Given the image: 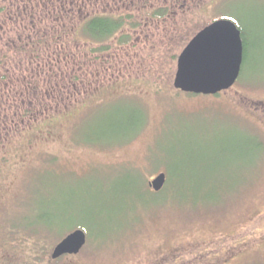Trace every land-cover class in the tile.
<instances>
[{
    "label": "rangeland",
    "instance_id": "1",
    "mask_svg": "<svg viewBox=\"0 0 264 264\" xmlns=\"http://www.w3.org/2000/svg\"><path fill=\"white\" fill-rule=\"evenodd\" d=\"M122 1L66 15L64 2L0 0V264H264V0H166L163 19ZM80 8L141 27L95 55ZM219 18L248 40L239 79L216 95L176 90L178 56ZM250 136L261 148L246 156ZM77 228L80 253L53 259Z\"/></svg>",
    "mask_w": 264,
    "mask_h": 264
},
{
    "label": "water",
    "instance_id": "2",
    "mask_svg": "<svg viewBox=\"0 0 264 264\" xmlns=\"http://www.w3.org/2000/svg\"><path fill=\"white\" fill-rule=\"evenodd\" d=\"M244 58L242 32L231 19H217L200 30L185 46L177 60L174 87L186 93L215 95L232 87L240 76ZM166 174L151 182L160 190ZM87 234L82 229L68 233L54 247L52 258L77 254Z\"/></svg>",
    "mask_w": 264,
    "mask_h": 264
},
{
    "label": "trees",
    "instance_id": "3",
    "mask_svg": "<svg viewBox=\"0 0 264 264\" xmlns=\"http://www.w3.org/2000/svg\"><path fill=\"white\" fill-rule=\"evenodd\" d=\"M13 1L14 0H12V3ZM27 1H30V2H27ZM39 1L40 2H38V0L37 1L35 0H21V1L15 0L14 6L21 5V4H28L29 6L34 5V7H39L37 6L39 4L53 3L52 5H59L58 2L60 3L64 2V4L59 5V9L61 11H64L65 14L68 15L67 6L68 4H70V2H74L78 4L81 3L83 6H85L87 5L88 1H91V0H42V1L39 0ZM127 1L125 2L123 0L121 2V6L123 5L131 6V5H135L134 3L137 2V0L128 1V2ZM146 1H147V5H144V8L146 10L144 13L145 17L149 19H159V18L163 19L168 16L169 7L166 5V0H154V2L153 0H144V2ZM159 1H163L164 3L156 4L158 7H155L154 6L155 4L153 3H157ZM148 4H151V5L148 6ZM153 6H154V9H151ZM180 8L182 9V7ZM81 10L82 8L77 10V15L79 16V18L83 17L84 19L81 22L80 26L78 27L77 35L82 36L86 43L91 44L89 47V52L95 55H100V54L102 55L110 51L113 46L124 45V44L130 43V41H132L131 32L136 31L141 27V21L139 20L138 16L132 12H126V13H121V14L94 13L87 17L85 16L87 15V13L83 16V13L81 12ZM50 15H53V13H50ZM20 16H24V15H21V13H19V15H15V17H18L19 20H20ZM32 16H33L34 21L36 19L35 22H41L40 17H38L36 13H33ZM67 23H69V21L65 19L64 22L61 24V26ZM38 25L39 24H36V27H33V28L36 30L35 31L36 35H41L40 28L38 29ZM115 38L116 40L115 42H113L112 40H114ZM242 38H243V43H244V59H245V53L247 49L248 40L243 30H242ZM30 41L32 42V40ZM35 64L36 66L43 65L42 61L40 62L38 61ZM46 96L50 97L51 95L47 94ZM248 142L249 144L247 147L245 145L243 148H239V150L241 149L245 150L246 156L256 155L257 151L261 148L260 147L261 143L258 142L253 137H251V139ZM255 149L256 151L253 152ZM33 229H35V227Z\"/></svg>",
    "mask_w": 264,
    "mask_h": 264
},
{
    "label": "flooded vegetation",
    "instance_id": "4",
    "mask_svg": "<svg viewBox=\"0 0 264 264\" xmlns=\"http://www.w3.org/2000/svg\"><path fill=\"white\" fill-rule=\"evenodd\" d=\"M159 173H161V172H159ZM158 175H156L155 177H153L152 179H151V181L154 179V178H156ZM151 181L149 182V186H150V188H152V186H151ZM165 188V185L163 186V188L162 189H160V190H158V191H155V190H153V188L151 189V190H153L154 191V193H156V194H159V192L161 191V190H163ZM77 255V254H76ZM63 256H75L74 254H65V255H62L61 257H63ZM60 257V258H61Z\"/></svg>",
    "mask_w": 264,
    "mask_h": 264
}]
</instances>
